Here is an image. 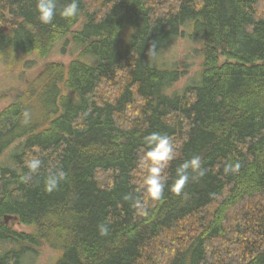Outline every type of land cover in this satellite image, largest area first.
<instances>
[{
	"label": "trees",
	"instance_id": "16d2710c",
	"mask_svg": "<svg viewBox=\"0 0 264 264\" xmlns=\"http://www.w3.org/2000/svg\"><path fill=\"white\" fill-rule=\"evenodd\" d=\"M187 21L204 35L202 79L166 96L183 71L148 62ZM69 36L78 56L49 63L0 113V156L25 140L18 170L0 167V242L17 245L2 249L0 264H22L43 246L57 251L55 264H264V0H79L76 17L50 25L36 0H0V55L43 60ZM157 131L176 148L167 186L194 155L206 172L179 195L166 186L141 214L137 161ZM26 156L42 161L28 182ZM230 161L241 167L225 173ZM60 169L65 178L47 192L46 177Z\"/></svg>",
	"mask_w": 264,
	"mask_h": 264
},
{
	"label": "rangeland",
	"instance_id": "374dc122",
	"mask_svg": "<svg viewBox=\"0 0 264 264\" xmlns=\"http://www.w3.org/2000/svg\"><path fill=\"white\" fill-rule=\"evenodd\" d=\"M82 23L76 24L72 31L81 29ZM195 23L187 21L181 26V33L174 37L169 44L157 52L148 62L158 69H178L183 71L182 76L176 82L164 87L166 96L181 94L187 87L199 85L204 69L203 44L204 35L195 33ZM126 33L125 43L129 39ZM70 36L61 40L52 53L41 60L37 54H26L14 49L5 55H0V113L3 109L15 101L31 83L52 62L69 64L80 53L81 46L70 42ZM85 62L96 64V59L87 57ZM24 139H19L0 156V167L18 170L13 157L20 153ZM21 147V148H20ZM20 149V150H19ZM19 231L30 232L29 227L20 224L15 225ZM2 249H17V245L11 242H0ZM58 258L57 251L48 246H43L40 254L28 252L23 256L22 264H55Z\"/></svg>",
	"mask_w": 264,
	"mask_h": 264
},
{
	"label": "clouds",
	"instance_id": "9594fccd",
	"mask_svg": "<svg viewBox=\"0 0 264 264\" xmlns=\"http://www.w3.org/2000/svg\"><path fill=\"white\" fill-rule=\"evenodd\" d=\"M36 10L39 21L44 25H50L57 15L62 18L71 20L76 17L79 11V0H66L63 6L58 7V0H36ZM155 50V45L149 49V55H152ZM23 122L27 123L31 119V113L25 110L22 113ZM141 155L137 161V167L146 171L143 180L145 200L135 199L133 207L147 214L146 201H158L163 197L166 188V169L175 159L176 148L171 137L161 132H151L144 136L143 146L140 149ZM42 161L38 156H26L23 162V167L28 170V174L22 177L24 182H28L32 174L38 173ZM241 167L240 163L227 162L224 165L225 173L236 172ZM195 173L196 175H190ZM206 170L202 167L200 156L194 155L190 159L184 160L175 170V179L170 186H167L169 191L179 195L190 180H195L197 177H203ZM66 173L60 169L49 173L45 180V190L49 193L56 190L60 182L65 178ZM125 200L132 199L131 195H126ZM100 235H107L108 227L106 224H100Z\"/></svg>",
	"mask_w": 264,
	"mask_h": 264
}]
</instances>
